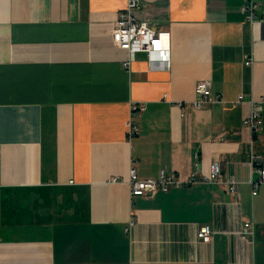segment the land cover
Segmentation results:
<instances>
[{
	"label": "crops",
	"instance_id": "crops-1",
	"mask_svg": "<svg viewBox=\"0 0 264 264\" xmlns=\"http://www.w3.org/2000/svg\"><path fill=\"white\" fill-rule=\"evenodd\" d=\"M253 1L249 23L242 0H138L134 17L169 34L161 71L145 53L123 67L111 35L126 0H0V264H264V184L252 197L248 163L264 168V104L259 128L243 126L264 99ZM199 81L220 101L193 110ZM131 104L144 107L132 118ZM215 162L218 181L200 183ZM131 169L196 183L131 198Z\"/></svg>",
	"mask_w": 264,
	"mask_h": 264
},
{
	"label": "built area",
	"instance_id": "built-area-1",
	"mask_svg": "<svg viewBox=\"0 0 264 264\" xmlns=\"http://www.w3.org/2000/svg\"><path fill=\"white\" fill-rule=\"evenodd\" d=\"M125 9L118 13L116 22L112 30L111 41L115 48L127 53V59L123 62V67L128 69L134 59L136 53H145L147 63L150 69L167 71L170 67L169 61V34L166 31L154 29L147 23L138 21L133 11L138 6V0H126ZM244 2L243 14L245 20L249 23L256 21L255 9L256 3L253 0H242ZM250 61H246L245 65H250ZM195 101L190 103L193 110L204 108L207 104L218 103L219 95H212L207 83L199 81L194 88ZM238 103L243 101L240 96L237 99ZM250 107L248 117L243 121V126L254 133L260 126V111L264 104V99L247 101ZM177 108H182L181 104L176 105ZM143 105L131 104L130 117L132 118L138 112L143 110ZM126 135L130 139L138 134V128L129 120L126 124ZM261 157L255 154L250 155L249 166L257 174L258 180L251 182V196L257 195V189L264 184V168H262ZM219 164L217 162L209 166L207 175H203L200 183L211 184L218 181ZM71 183V182H70ZM128 186L130 197H145L154 196L155 194L167 193L171 190L183 188L187 185L196 183L195 173H190L186 178H180L175 173H166L160 171L159 176L155 180H141L137 177L133 169L129 172ZM228 192L230 195H235L237 192L238 183L229 178L226 180ZM133 225V221L129 222V226ZM251 229L250 224L243 225L241 231L242 237L247 235ZM212 230L208 226H203L198 229L196 238L202 244H209L212 239Z\"/></svg>",
	"mask_w": 264,
	"mask_h": 264
}]
</instances>
